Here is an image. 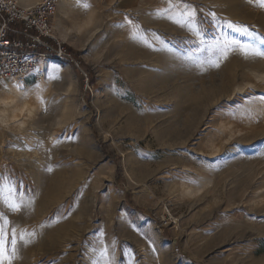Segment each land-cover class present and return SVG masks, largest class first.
<instances>
[{
  "label": "rangeland",
  "instance_id": "rangeland-1",
  "mask_svg": "<svg viewBox=\"0 0 264 264\" xmlns=\"http://www.w3.org/2000/svg\"><path fill=\"white\" fill-rule=\"evenodd\" d=\"M186 2L205 39L210 12L264 37L255 0ZM165 7L59 0L54 32L81 64L0 83V213L35 233L14 264H264V58L210 67ZM125 16L206 70L131 39Z\"/></svg>",
  "mask_w": 264,
  "mask_h": 264
},
{
  "label": "snow or ice",
  "instance_id": "snow-or-ice-1",
  "mask_svg": "<svg viewBox=\"0 0 264 264\" xmlns=\"http://www.w3.org/2000/svg\"><path fill=\"white\" fill-rule=\"evenodd\" d=\"M76 2L77 6H81V0H76ZM248 2L252 3L253 0H248ZM255 2L260 8L264 9V0H255ZM82 7L84 10H87L91 7V4L90 2H84ZM156 15L163 16L182 28H187L195 37L194 43L197 45L196 52L209 54V59L206 63L210 67L219 68L230 53H239L244 59L264 58V37H258L257 33L250 30L249 26L237 24L231 20H223L221 24L215 12L208 13V16L211 22H214L216 34L210 40L205 39L197 19L198 10L190 3H187L186 0H167V7L157 9ZM125 24L130 27L131 39L153 50L165 51L186 66L191 64L199 66L201 71L206 70L203 67L205 61L201 60L195 53L175 51L155 33L149 38L141 26L134 23L127 16H125ZM125 24H121L120 26L124 27ZM225 29L230 30L232 33L239 34V37H243L244 39L238 38L236 35H229L228 31ZM157 41L161 46L160 49L156 48L155 42ZM54 78L58 79L59 77ZM69 139H71V137H69ZM232 147H235V144H233ZM48 171H51V168H49ZM10 191L9 189V192ZM3 200L10 210H20L21 205L16 203L14 199L4 197ZM29 203H31V201H29ZM9 224L10 221L7 215L0 213V264H14L20 247L18 241H22L24 245H27L30 241L26 240L25 236H35L34 232H26L25 230L18 231L15 226L9 228ZM102 254L106 255L107 250H102Z\"/></svg>",
  "mask_w": 264,
  "mask_h": 264
},
{
  "label": "built area",
  "instance_id": "built-area-1",
  "mask_svg": "<svg viewBox=\"0 0 264 264\" xmlns=\"http://www.w3.org/2000/svg\"><path fill=\"white\" fill-rule=\"evenodd\" d=\"M59 0H0V83L37 73L49 60L76 61L54 32Z\"/></svg>",
  "mask_w": 264,
  "mask_h": 264
},
{
  "label": "bare ground",
  "instance_id": "bare-ground-1",
  "mask_svg": "<svg viewBox=\"0 0 264 264\" xmlns=\"http://www.w3.org/2000/svg\"><path fill=\"white\" fill-rule=\"evenodd\" d=\"M55 31H56V30H55ZM55 33H56V32H55ZM2 89H3V88H2ZM11 89H12V88H11ZM3 90H4V89H3ZM12 90H13V91H12ZM12 90H11L12 92L5 90V92H6V97H10L11 94L14 93L15 89H12ZM3 92H4V91H3ZM16 92H17V91H16ZM10 99H12L13 101L16 100L15 97H13V96H12V98H10ZM26 100H27V99H26ZM16 103H18V102H16ZM25 103H26V101L23 100V101H20L19 104H20V106H21V105H24ZM16 105L18 106V104H16Z\"/></svg>",
  "mask_w": 264,
  "mask_h": 264
},
{
  "label": "trees",
  "instance_id": "trees-1",
  "mask_svg": "<svg viewBox=\"0 0 264 264\" xmlns=\"http://www.w3.org/2000/svg\"><path fill=\"white\" fill-rule=\"evenodd\" d=\"M67 48V50L68 51H70V53L72 54V56L75 58V55H74V52H73V50H72V48L71 47H66ZM68 62H70V63H74L73 61H71L70 59H66ZM76 61H77V63L78 64H81V60H78V59H76Z\"/></svg>",
  "mask_w": 264,
  "mask_h": 264
},
{
  "label": "crops",
  "instance_id": "crops-1",
  "mask_svg": "<svg viewBox=\"0 0 264 264\" xmlns=\"http://www.w3.org/2000/svg\"><path fill=\"white\" fill-rule=\"evenodd\" d=\"M20 3H22V4H26V5H28V4H35V3H37V2H39V1H37V0H18ZM41 1V0H40Z\"/></svg>",
  "mask_w": 264,
  "mask_h": 264
}]
</instances>
